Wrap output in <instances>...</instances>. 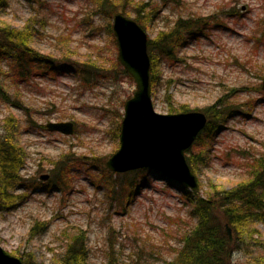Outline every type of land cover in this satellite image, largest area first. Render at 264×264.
<instances>
[{
  "label": "rangeland",
  "instance_id": "374dc122",
  "mask_svg": "<svg viewBox=\"0 0 264 264\" xmlns=\"http://www.w3.org/2000/svg\"><path fill=\"white\" fill-rule=\"evenodd\" d=\"M119 1L125 16L133 20L136 4L154 9L144 29L150 38L178 17L215 16L221 21L219 27L188 39L174 62L160 63L161 78L151 88V101L160 114L180 105L200 111L221 97L238 106L239 112L219 130L208 165L192 172L203 196L210 183L235 186L245 179L249 158L264 152V0ZM92 2L8 0L0 9V26L21 28L33 20L38 33L30 44L40 54L72 62L90 59L101 68H113L117 45L107 31L112 20L100 15ZM6 65L1 64L4 74L9 71ZM117 78L101 79L92 88L73 73L20 83L2 77L20 107L0 100V132L5 118L16 120V139L26 155L20 176L35 184L19 207L0 210V247L7 253L19 259L31 253L38 263L50 264L65 250L69 236L82 230L87 264H105L109 250L118 264H164L172 259L178 234L191 223L180 189L168 184L165 176L153 174L139 193L120 199L118 190L93 185L91 179L101 172L81 164L96 158L105 166L119 147L117 124L135 84L131 77ZM49 122H72L73 133L48 131ZM66 154L72 167L69 188L62 191L48 181L51 162ZM43 175H48L45 181L40 179ZM256 227L264 240V221ZM248 252L237 251L233 261L248 264L258 251Z\"/></svg>",
  "mask_w": 264,
  "mask_h": 264
},
{
  "label": "trees",
  "instance_id": "16d2710c",
  "mask_svg": "<svg viewBox=\"0 0 264 264\" xmlns=\"http://www.w3.org/2000/svg\"><path fill=\"white\" fill-rule=\"evenodd\" d=\"M167 1V0H164ZM100 15H106L108 19L117 13H124L123 3L119 0H93ZM8 0H0V9L7 7ZM134 20L145 29L146 22L151 21L154 15L152 8L145 10L134 6ZM221 21L215 16L208 17H178L171 27L159 31L154 37L147 38V53L150 62L149 79L152 90L159 85L162 61L174 62L178 50L184 46L188 39L204 35L208 30L219 27ZM107 31L111 34V23L107 25ZM38 30L33 20L26 22L21 28H13L9 25L0 26V100L4 103L20 107L16 99H11L7 87L2 83V77L10 78L12 83L28 81L32 77H55L57 74H74L82 82L92 84V88L101 79L119 80L117 77L131 80L116 57L113 68L104 69L94 61L88 59L83 62H72L68 59L56 58L48 54H40L30 42L36 37ZM113 35V34H112ZM115 39V38H114ZM7 63L9 71L2 72V62ZM113 69V70H112ZM194 109L192 111H195ZM190 111L186 105L169 107L167 113H179ZM198 111V110H197ZM206 115L207 121L204 128L196 137L192 146L186 151L185 159L193 173L206 167L210 159V151L219 130L235 113L239 112L238 106L228 103L223 97L218 98L212 105L200 109ZM122 119V118H121ZM18 124L12 117L2 121L0 132V210H12L23 204L35 184L20 176L24 166L26 155L16 139ZM120 125L117 124V138L119 139ZM93 162H82L86 167H93L100 171L97 178H92L93 185H102L110 192L115 189L117 194L128 200L140 192L149 184L150 176L160 175L156 170L137 169L121 174L111 173L96 158ZM96 160L99 162L97 164ZM50 177L48 183L62 191L69 188V173L72 164L69 154L61 156L51 162ZM247 173L245 179L226 189L215 183H210L204 192L187 190L181 183L172 178H165L168 184L176 185L182 195L184 205L188 208L187 220L178 234L176 244L172 247L173 257L165 260L164 264H236L233 261L234 253L250 252L256 249L258 252L251 256L248 264H264V240L262 239L256 224L264 221V152L259 156H251L246 164ZM139 178L140 180H138ZM16 191H23L17 193ZM111 194V193H109ZM225 224L232 231V240L229 239ZM38 227H32L30 235H35ZM44 229V226H40ZM86 235L78 230L69 236L65 250L50 264H87L88 250L86 247ZM113 250V246H109ZM248 252V253H250ZM22 264L38 263L29 253L20 257ZM105 264H118L113 253L106 254Z\"/></svg>",
  "mask_w": 264,
  "mask_h": 264
},
{
  "label": "water",
  "instance_id": "95a60500",
  "mask_svg": "<svg viewBox=\"0 0 264 264\" xmlns=\"http://www.w3.org/2000/svg\"><path fill=\"white\" fill-rule=\"evenodd\" d=\"M112 33L117 45V58L135 84L133 96L123 105L119 147L106 161L113 173L137 169L156 170L188 190L198 192L197 177L191 172L185 153L204 128L207 118L201 111L157 113L151 101L150 62L147 34L133 19L117 13L112 18ZM264 91V78L261 83ZM48 131L65 135L73 133L72 122H49ZM48 175L40 177L46 180ZM232 240V231L225 224ZM0 264H22V261L0 247Z\"/></svg>",
  "mask_w": 264,
  "mask_h": 264
}]
</instances>
